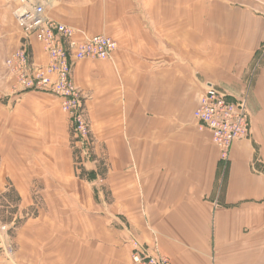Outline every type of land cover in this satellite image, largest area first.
Returning a JSON list of instances; mask_svg holds the SVG:
<instances>
[{
	"label": "crops",
	"instance_id": "crops-1",
	"mask_svg": "<svg viewBox=\"0 0 264 264\" xmlns=\"http://www.w3.org/2000/svg\"><path fill=\"white\" fill-rule=\"evenodd\" d=\"M20 1L0 0V212L17 224L0 264H131L135 241L174 264H264V0H30L118 43L74 67L93 137L83 171L59 99L7 73ZM28 48L47 64L35 36ZM209 84L248 99L251 133L228 160L194 118Z\"/></svg>",
	"mask_w": 264,
	"mask_h": 264
},
{
	"label": "built area",
	"instance_id": "built-area-1",
	"mask_svg": "<svg viewBox=\"0 0 264 264\" xmlns=\"http://www.w3.org/2000/svg\"><path fill=\"white\" fill-rule=\"evenodd\" d=\"M15 11L18 28L23 34L22 45L5 61L13 88L17 91L48 92L60 100L62 110L70 117L77 146L84 149L90 143V123L86 114L83 91L76 85L75 65L84 59L109 60L118 43L104 34L77 37L78 31L49 17L45 5L21 0ZM42 44L48 56L45 65L30 63L28 41L31 37ZM194 118L200 130L209 131L214 145L224 160L230 157L235 142L251 133V112L246 96H232L209 84L201 95ZM9 226L1 221L0 235L7 236ZM12 250V246H9ZM131 264H174L170 257L147 251L138 241L133 243Z\"/></svg>",
	"mask_w": 264,
	"mask_h": 264
},
{
	"label": "rangeland",
	"instance_id": "rangeland-1",
	"mask_svg": "<svg viewBox=\"0 0 264 264\" xmlns=\"http://www.w3.org/2000/svg\"><path fill=\"white\" fill-rule=\"evenodd\" d=\"M20 5L22 6V3L20 1ZM48 93V92H47ZM52 95V94H50ZM54 96V95H52ZM55 97V96H54ZM88 99V96H86L85 98V108H86V100ZM60 101V100H59ZM59 106V105H58ZM59 116H63L66 121L68 122V125H69V129H70V134H71V146L74 150V159H75V163H76V166L79 168V169H84V166H83V156L84 155H89V153L91 152V148H92V144H93V137H92V134L90 132V143L88 144L87 147H85L84 149H81L79 148V146H77V141L78 139L76 138L75 136V133H74V128H73V125H72V122L70 120V117L62 110V107L61 105L59 106ZM86 114H87V117H88V113H87V110H86ZM88 121H89V118H88ZM90 123V121H89ZM90 128H91V125H90ZM92 154V153H91ZM100 169V172H101V175H104L106 174L107 172V169H108V165H107V162L106 160L102 159L100 161V167H98ZM104 173V174H103ZM2 214L0 212V218H1V221L6 223L8 226H9V232L6 236V240L9 241V243L7 244V249L10 251L9 249V246H12L13 248V244L11 243L12 241V238H11V232L15 230L17 224L16 223H11V222H8V221H5L4 219H2Z\"/></svg>",
	"mask_w": 264,
	"mask_h": 264
},
{
	"label": "trees",
	"instance_id": "trees-1",
	"mask_svg": "<svg viewBox=\"0 0 264 264\" xmlns=\"http://www.w3.org/2000/svg\"><path fill=\"white\" fill-rule=\"evenodd\" d=\"M84 169H82V171H83Z\"/></svg>",
	"mask_w": 264,
	"mask_h": 264
}]
</instances>
